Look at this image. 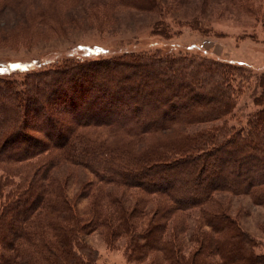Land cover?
Returning a JSON list of instances; mask_svg holds the SVG:
<instances>
[{"label":"trees","instance_id":"16d2710c","mask_svg":"<svg viewBox=\"0 0 264 264\" xmlns=\"http://www.w3.org/2000/svg\"><path fill=\"white\" fill-rule=\"evenodd\" d=\"M178 4L113 0L155 15L156 36L172 29L167 7ZM263 4L241 0L256 17ZM168 57L130 50L66 59L19 85L0 78V264H97L84 241L97 229L110 249L124 240L127 262L264 264L260 243L218 203L246 195L264 208V108L233 125L248 83L235 81L240 67ZM255 87L261 106L264 74Z\"/></svg>","mask_w":264,"mask_h":264},{"label":"rangeland","instance_id":"374dc122","mask_svg":"<svg viewBox=\"0 0 264 264\" xmlns=\"http://www.w3.org/2000/svg\"><path fill=\"white\" fill-rule=\"evenodd\" d=\"M178 1L167 7L165 21L172 29L166 36H156L151 34L155 15L113 7V0H0V78L19 85L30 71L53 68L66 59L149 48L178 62L204 57L240 67L235 81L243 76L248 83L240 84L230 123L244 124L248 115L264 108V101L261 106L253 101L260 94L255 80L264 74V4L256 17L242 10L241 0ZM74 175L67 187L72 199L80 190V179ZM218 197L228 215L260 243L256 252L264 253V208L246 195ZM87 204L81 200L76 208L81 212ZM191 213L194 221L197 213ZM193 225L189 224L190 231ZM84 241L96 252L97 264H144L127 262L124 240L110 249L99 229L85 235Z\"/></svg>","mask_w":264,"mask_h":264}]
</instances>
